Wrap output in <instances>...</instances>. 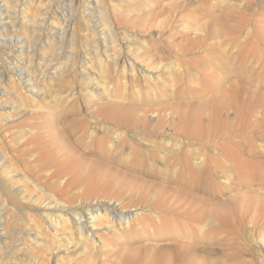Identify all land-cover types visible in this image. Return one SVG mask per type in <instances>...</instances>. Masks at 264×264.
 <instances>
[{
	"label": "rangeland",
	"instance_id": "obj_1",
	"mask_svg": "<svg viewBox=\"0 0 264 264\" xmlns=\"http://www.w3.org/2000/svg\"><path fill=\"white\" fill-rule=\"evenodd\" d=\"M86 1L72 0L76 22L65 52L57 59L61 69L45 78L35 69L40 80H33H38L34 84H39L41 93L32 91L23 75L16 76L24 84L8 79L0 84V169L8 167L10 173L0 176V205L5 209V221H0V264H182L183 247L177 245V234L157 230L152 218L157 211L191 210L209 202L224 203L231 213L240 212L242 196L235 183L212 198L206 187H197L194 197L177 189L183 170L179 156L182 163L190 153L200 161L211 151L206 136L183 134V123L199 116V128L204 127L205 113L222 86H235L231 94L234 104L256 108L260 103L254 98L264 92V0H101L108 21L123 35L121 40L131 43L122 50L120 44L112 49L110 42L105 43L120 64L126 63L124 67L119 63L116 67L94 52L98 41L92 35L97 31L101 35L95 29L100 21L92 13L96 12L93 2ZM28 4L20 6L28 18L25 26H17L14 32L9 21L17 19L8 15L0 22L9 24L2 31L9 29L7 35L14 32L38 41L39 33L32 29L52 12L41 31L38 55L46 61L56 58L55 35L65 29L61 14L70 17L69 10L61 9L62 0H29ZM3 35L0 43L8 45ZM23 46L27 50V43ZM19 48L21 45L12 46ZM126 55L138 66L134 74ZM21 61L17 58L16 64L24 69ZM53 66L56 64L43 63L46 72H52ZM165 102L174 106L153 112ZM116 109L136 119L144 114L149 125L140 121L136 129H130L127 142L103 147L99 136L103 126L111 123L107 112ZM262 110L264 105L259 112ZM160 115L163 120L151 126ZM229 116L234 118L233 111ZM155 125L164 134L161 138L152 139L148 134L156 131ZM242 130L244 136L231 130L226 145L248 149L254 144L249 127L244 125ZM256 131L264 134V126L257 125L251 134ZM173 139L177 147L168 141ZM259 143L264 146V139ZM256 149L264 159V151ZM144 155L152 165L151 157L155 158L156 167L142 165ZM52 170L56 174L47 182ZM62 177L67 181L63 193L56 188ZM188 179L187 174L184 180ZM254 191L264 202V183ZM50 196L56 202H49ZM133 196L139 203L126 202ZM99 200L139 212L133 228L123 231L115 223L113 227L102 212L92 228L96 239L80 235L71 221L72 210ZM50 212L72 216L65 226L59 225V234L46 217ZM242 224L230 228L222 224L215 232L195 235L198 250L201 254L212 250V259L221 264H264V223L252 227L245 218ZM36 231L40 235L31 239L28 234Z\"/></svg>",
	"mask_w": 264,
	"mask_h": 264
},
{
	"label": "bare ground",
	"instance_id": "obj_2",
	"mask_svg": "<svg viewBox=\"0 0 264 264\" xmlns=\"http://www.w3.org/2000/svg\"><path fill=\"white\" fill-rule=\"evenodd\" d=\"M12 1H15V3L10 2V1H8L10 3L5 2V1H0V22L5 21L6 16L13 15L17 20L12 21L11 19L13 18L11 17L9 22H10L11 27L14 28L13 31L15 32L17 29V26L19 27L25 26V23L27 21L26 19L28 18L25 17L26 13L25 11L20 9L21 8L20 6L29 5L28 4L29 0H12ZM86 2H88L89 4L93 2L94 8H96V12H92V13H96L97 15L96 19L98 18V20L100 21L98 22V25L95 27V29L96 30L99 29V31H101V35L97 36V34H99L98 31L92 35V37H94V39H96V42L98 41L97 43L99 44V45L97 44V47L94 48V52H96L99 55V58L100 56L101 57L106 56L107 59L109 58L110 60L114 62L115 64L114 66L118 67L117 65L119 63L120 58L117 56L116 53H113L114 52L113 50H112L113 52L111 51V48L113 49V47L116 46V44L117 45L120 44V46L118 47H119V50H122L121 48L122 46H129V44L131 45V43L124 44L125 40L122 41L120 38L123 35L121 36L118 31L116 32L115 27L112 25L111 22L108 21L107 16L103 13L104 7H103L102 2L104 1L87 0ZM62 4L63 5L61 9L69 10V13L71 14V16L68 17L66 13L64 15L61 14L63 21H65L63 22L64 23L63 28L65 29H60L59 31H57V35H55L56 39H58V41L54 40L55 41L54 43L57 44V47L59 48L57 50L58 55L56 56V58L54 57L53 59H51L52 57L50 58L48 57L49 58L48 61L45 60L46 57L45 59H43L42 57L38 55L39 54L38 48H40L38 45V42L42 40L41 36H43V34L41 31L47 25V20H50L49 18H50V15L52 16V12H50V14L46 16L47 18L43 22H40L39 26H35L32 29L36 33H39V35H36V37L34 36L35 38H38V41L36 40L35 42L32 39H29V40L24 39L19 34L17 35L13 34L14 33L13 31L11 35H7L9 33L8 31L9 29L7 30L5 29L6 30L5 33L2 31V29L6 28L8 23L0 24V34L5 35L4 40H6V43L8 40V45H5V42L0 43V45H3V46H0V50H2V54H0V84L2 83V80H5V79L6 80L8 79L9 82L16 80L17 83H22L23 81L18 80L16 75H23L25 78H28V82L30 83V88L32 89V91L40 92L38 88L39 84H36V83H35L36 85L34 84V81H38V80H33V79L38 78L40 80V78H43V77L45 78L47 76H51V74L53 75L56 74L59 71V69H61V65H60L61 62H58L57 59L61 57L63 53L65 52L66 43L68 42V39H69L67 37H69V35L71 34H74L73 32H71L73 31L71 29L75 28L72 26V24L76 22L74 21L72 12H71L72 0H62ZM55 15L58 18H60L56 13ZM93 17L95 18V15ZM54 20L55 19H53L52 21ZM34 21L36 20L34 19ZM99 36H101L102 38L99 39L100 38ZM1 41L3 40H0V42ZM107 41L110 42L111 48L106 46L105 43ZM25 43H27V46H28L27 50L23 48L24 47L23 45H25ZM14 44L21 45V49L20 48L19 50L12 49V46H14ZM111 52L113 54H111ZM262 54L261 56H264ZM17 58L22 59L21 62L26 65L24 69H21V66L16 64ZM6 61H9V63H7ZM125 61L130 64V69L133 71V74H134L136 72L135 67H138L137 65H135V61L131 60L129 55L125 56ZM46 62H48V64L49 63L53 65L56 64V66H53L52 72H49V71L46 72L43 69V63H46ZM88 64L89 62H87L86 65L88 66ZM125 64L126 63H124V65ZM124 65L122 66L124 67ZM90 66L91 65L89 64V67ZM126 67L123 69H127ZM35 69L40 71L39 72L40 78L39 76L35 74ZM25 73H31L33 74V76L27 77ZM126 73H129V72H126ZM125 76L126 77H123V79L125 78L126 80L127 75ZM129 80H134V79L131 78ZM0 89H1V85H0ZM3 89L5 90V88ZM235 89L236 88L233 85L232 86L224 85L216 93L214 100L212 101V103L210 104L209 108L206 111L207 114L205 113L206 122L204 123V127L199 128L200 127V117L199 116L196 118H192L187 123H183V134L187 136H193V137H196L199 135L206 136L210 141L209 148L211 149V151L208 153L206 158L201 159L200 161H197V159H194L195 156L190 153L185 158L184 163H182L181 156H179V163L182 164L183 170L180 173L179 184L177 185V189H179L180 191H182L188 196L194 197L195 194L199 192L197 190V187H206L210 191V198H212L214 193H217L218 191H220L227 184L235 183L237 185L239 194L242 196L240 212L231 213L230 208L226 204L224 203L218 204V203L209 202L206 207H204V205H198L195 209H191V210L177 209L175 212H171V213L165 212V211H162V212L157 211L156 214H154V217L152 218V220H156L155 223H156L157 230L163 231V232H175L177 234V239H178L177 245L180 247H183V252L180 258L182 264H207V260H211L212 264H221L220 261L216 262V260L212 259V257H214V253L212 252V250L205 251L203 252V254L200 253V250H198L197 248V246L200 243L195 239V235L198 236V234L202 232H205V233H208L209 231L215 232L219 229H222V224L230 228L238 223L239 226L243 227L242 221L245 218H249L250 226L252 227L257 226V225H262L264 223L263 198L260 195L256 194L254 191L258 185L264 183V159L258 156V151L256 149V148H259L260 150L264 151V146H261L259 143L260 140L264 139V134H259L257 133V131L254 134H251L252 131H255V127L257 125H259L260 128L264 126V110H262L261 113L259 112L260 106L264 105V92L263 94H259L260 96H256V94L254 93L255 94L254 101H257V100L260 101V103H258L255 108V107L245 106L242 103L234 104L231 94L233 91H235ZM258 91L260 90L258 89ZM167 105L174 106L172 104H168V102H165V104H161L158 107H156L153 112H158L160 109H166ZM123 108L124 106L122 107V109ZM124 109H127V108H124ZM231 111H233L234 118L229 116V112ZM107 116H108L107 119L110 120L111 123H108V125L103 126L102 134H100L99 136L101 146L103 147L112 148L113 146L117 145L118 142L120 143H123L122 141H124V143L127 142L130 129L131 128L136 129L135 125L136 123H139L140 121L144 124L149 125V123L144 120L145 119L144 114L139 119H136L132 116L127 115V113L123 112L122 110L116 109V110L107 112ZM200 116H202L204 119V114ZM251 117L253 121L251 120ZM152 118L154 117L152 116ZM162 120H163V117L162 115H160L157 117V121L150 125L153 126L154 124ZM244 125L249 127V132H248L249 138H252L254 140V144L250 143L248 149L242 147L241 145H235L231 147L227 146L225 142V137L228 136L229 138V136L232 135L230 134V131L233 129H237V132L235 134H240L244 136L243 130H242ZM153 128L156 131H151L150 133H148L152 139L156 137L161 138L164 135L162 132L159 133L160 131L159 125H155ZM52 137L54 138L53 143L55 144L56 142L55 133L52 134ZM168 141L169 143L172 142V147H177L176 143H174V139L168 140ZM219 145H221V147L219 150H217ZM116 147H119V146H116ZM0 159H1V156H0ZM151 161H153L152 162L153 165L151 164L149 157L144 155L142 159V165L156 167L155 158L151 157ZM8 170H9L8 167L5 169H0V176L9 175L10 173ZM56 171L57 170H52L48 172L49 176H47V182H51V177L56 174ZM187 174L189 176V179L184 180ZM60 181H61L60 186L56 188L58 192L63 193L64 192L63 185H65L67 181L64 179V177H62ZM136 193H138V190H136ZM49 195H51V193ZM48 201L51 203L56 202L55 197L53 198L51 196ZM126 202L127 203L128 202L139 203V200L133 196V197L128 198ZM4 211H5L4 206L0 205V221L2 220L5 221ZM102 212H104L105 216L110 218L109 221H112L113 227L115 226L114 225L115 223L116 225H119L120 227L118 228L120 229L122 228L123 231L132 229L134 224L137 221V214L138 215L140 214L139 212L136 214L135 210L131 208L125 209L123 207H119V204L106 203V202H103L102 200H99L96 203H84L78 208L73 209L71 212L73 217L69 216V212L68 213L66 212L65 215H61V216L55 213L53 214L51 212L48 214L46 213L45 214H46L47 219L50 221L52 227L56 229V233H58L57 231L60 228L59 225L65 226V222L66 221L68 222L72 217L71 221L76 223L77 229L80 235L86 236V238L96 239L95 236H93L92 228H94L99 223ZM135 215L136 217H133ZM28 235L31 238V237L39 236L40 233L36 231L34 233H29ZM128 235H131V234H128ZM60 237L57 238V241H61ZM34 239L35 240L33 241L38 240L37 238H34ZM21 242L23 243V241ZM226 264H233V263H226Z\"/></svg>",
	"mask_w": 264,
	"mask_h": 264
}]
</instances>
